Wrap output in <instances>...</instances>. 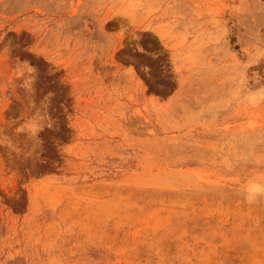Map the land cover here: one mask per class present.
Instances as JSON below:
<instances>
[{
	"label": "rangeland",
	"instance_id": "rangeland-1",
	"mask_svg": "<svg viewBox=\"0 0 264 264\" xmlns=\"http://www.w3.org/2000/svg\"><path fill=\"white\" fill-rule=\"evenodd\" d=\"M239 1L0 0V264H264V0Z\"/></svg>",
	"mask_w": 264,
	"mask_h": 264
},
{
	"label": "clouds",
	"instance_id": "clouds-1",
	"mask_svg": "<svg viewBox=\"0 0 264 264\" xmlns=\"http://www.w3.org/2000/svg\"><path fill=\"white\" fill-rule=\"evenodd\" d=\"M22 64H24L27 68L28 72V77L27 79L23 82L22 86L29 92H31L32 95H35V84L38 80V70L36 67L32 66L28 61H21ZM53 96V93H49L46 99L50 103V100ZM249 195L245 196V199L249 203H254L255 200L254 198L250 197H255L256 195H259L261 193H264V188H262L260 185H251L248 190Z\"/></svg>",
	"mask_w": 264,
	"mask_h": 264
},
{
	"label": "bare ground",
	"instance_id": "bare-ground-1",
	"mask_svg": "<svg viewBox=\"0 0 264 264\" xmlns=\"http://www.w3.org/2000/svg\"><path fill=\"white\" fill-rule=\"evenodd\" d=\"M247 7H248L247 0H240L237 10H238V12L241 13V12L245 11Z\"/></svg>",
	"mask_w": 264,
	"mask_h": 264
}]
</instances>
